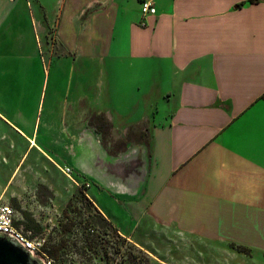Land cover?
<instances>
[{
    "label": "crops",
    "instance_id": "obj_1",
    "mask_svg": "<svg viewBox=\"0 0 264 264\" xmlns=\"http://www.w3.org/2000/svg\"><path fill=\"white\" fill-rule=\"evenodd\" d=\"M155 7L144 18L139 0H85L76 14L110 21L108 64L120 86L135 87L142 108L141 120L126 124L149 123V147L134 141L111 154L79 120L84 99L75 121L46 129L22 101L12 108L2 94L0 203L23 204L44 188L54 206L65 207L82 186L114 226L116 210L129 211L135 224L150 213L173 244L245 247L249 254L231 249L222 260L264 263V0H155ZM26 15L47 37L46 0H0V82L11 90L32 82L25 58L18 80L4 64L11 33L22 40L14 28ZM92 95L85 101L94 106ZM57 167L72 168V180ZM136 226L116 228L143 245L132 236Z\"/></svg>",
    "mask_w": 264,
    "mask_h": 264
},
{
    "label": "rangeland",
    "instance_id": "obj_2",
    "mask_svg": "<svg viewBox=\"0 0 264 264\" xmlns=\"http://www.w3.org/2000/svg\"><path fill=\"white\" fill-rule=\"evenodd\" d=\"M46 1L52 25L47 23V37L40 36L28 15L22 16L14 28L16 34H21L18 36L22 40L12 37L11 33L5 56L7 60L4 61L10 76L18 80L21 69L19 62L25 58L32 82L24 89L16 90L0 82V95L9 97L12 108H17L22 101L24 110L35 113L42 128L46 129H61L62 125L65 127V124H69L71 118L75 121L80 115L79 99H84L80 103L84 116L79 120L94 129L111 154H117L134 141L145 144L151 136L149 123L140 124L142 128L134 129L131 134L128 129L130 125L126 124L142 118V108L136 104L138 96L135 87L125 89V85L120 86L115 78V68L108 64L111 36L107 27L110 21L103 16L84 20L76 18L85 0H64L62 7L58 0L57 3L55 0ZM73 36L82 44V54L80 48L78 52H73L74 48L70 46L74 42L71 40ZM44 80L45 91L40 97ZM7 89L9 91L4 93ZM92 93L94 106L85 101L91 102ZM104 98L112 100V104L106 102L105 111L117 126L103 111ZM65 113L67 118L63 116ZM81 189V193L74 195L65 207L54 206L50 191L44 188H39L36 196L22 200L23 204L16 199L2 200L0 204L14 208L17 222L29 223L22 216V211L32 215L34 223L31 226L41 228L37 235L45 237L46 253L54 264H236L225 262L222 257L229 256L227 254L233 251L241 253L237 246L220 247L215 241L198 244L193 240H175L173 244L166 239L165 227L154 224L152 214H143L135 224L129 211L116 210L112 218L116 226L133 228L137 225L136 229L131 230L132 236L143 245H136L133 243L135 240L131 242L127 236L118 233L116 226L94 204L88 202ZM109 206L111 210L116 209L113 205ZM52 249L58 250L57 259L48 254ZM256 253L260 258L261 255ZM254 264L264 263L260 261Z\"/></svg>",
    "mask_w": 264,
    "mask_h": 264
},
{
    "label": "built area",
    "instance_id": "obj_3",
    "mask_svg": "<svg viewBox=\"0 0 264 264\" xmlns=\"http://www.w3.org/2000/svg\"><path fill=\"white\" fill-rule=\"evenodd\" d=\"M143 17L156 15L155 0H139ZM145 25V22H142ZM66 177L72 180V168L57 167ZM15 210L7 204H0V234L11 235L21 244L24 249L30 251L32 257L40 259L43 264H54L46 253V239L40 234L27 231L24 227L18 226L15 219Z\"/></svg>",
    "mask_w": 264,
    "mask_h": 264
},
{
    "label": "water",
    "instance_id": "obj_4",
    "mask_svg": "<svg viewBox=\"0 0 264 264\" xmlns=\"http://www.w3.org/2000/svg\"><path fill=\"white\" fill-rule=\"evenodd\" d=\"M0 264H43L11 235L0 234Z\"/></svg>",
    "mask_w": 264,
    "mask_h": 264
},
{
    "label": "trees",
    "instance_id": "obj_5",
    "mask_svg": "<svg viewBox=\"0 0 264 264\" xmlns=\"http://www.w3.org/2000/svg\"><path fill=\"white\" fill-rule=\"evenodd\" d=\"M141 125H135V126H131L129 129H130V134L132 133V131L134 129H141ZM149 143H150V139H148L146 141V145L149 146ZM84 188V187H83ZM82 191V190H81ZM83 192V191H82ZM81 193V192H79ZM84 193V192H83ZM87 198V197H86ZM89 203H91L89 200H88ZM22 216L24 217V219L26 221H28L29 223L28 224H24L22 222H17L16 224L19 226V225H23L24 226V229L27 230V231H32L34 234H38L37 232L41 231V228L39 226H35V227H32L31 226V223L33 224L34 223V219L32 217V215L26 211H22ZM239 249L241 250V253H245V254H249L250 253V250L245 248V247H239ZM53 259H57L58 258V250H53L50 251L48 253Z\"/></svg>",
    "mask_w": 264,
    "mask_h": 264
}]
</instances>
